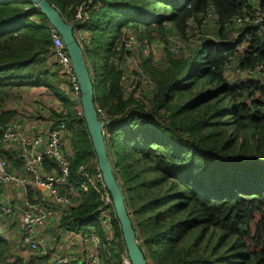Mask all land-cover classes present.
Listing matches in <instances>:
<instances>
[{"label": "trees", "instance_id": "16d2710c", "mask_svg": "<svg viewBox=\"0 0 264 264\" xmlns=\"http://www.w3.org/2000/svg\"><path fill=\"white\" fill-rule=\"evenodd\" d=\"M47 1L69 22L87 0ZM257 6L263 12L264 0ZM208 7L217 14L216 27L210 30L221 41L204 39L195 61L189 58L190 49L177 56L165 53L161 63L145 66L155 91L150 111L139 114L122 92L112 61L120 29L131 24L147 40L169 29L182 32L188 21L199 25ZM247 8V0H93L87 10V45L112 34L102 67V96L94 106L110 120L105 128L109 139L113 134L121 141V162L111 159L115 178L137 244L152 264H264V98L251 97H264V81L228 82L222 76L223 63L230 61L236 44L247 45L237 57L240 68L264 61V35L256 36L252 27L230 42L241 30L231 19ZM96 12L103 18L99 25L90 21ZM50 27L30 1L0 0V121L16 115L6 106L12 90L47 91L67 113L63 121L70 132L73 174L81 163L95 167V157L81 115L57 86V65L47 62ZM102 45L98 42L97 47ZM85 46L84 56L91 62ZM244 136L249 139L246 146ZM98 203L93 190L82 194L77 206L61 216L59 228L99 230ZM113 217L116 241L104 264L125 252ZM7 250L0 238V264H8ZM33 259L38 258L29 255L27 262H16L32 264Z\"/></svg>", "mask_w": 264, "mask_h": 264}, {"label": "built area", "instance_id": "2783aa9c", "mask_svg": "<svg viewBox=\"0 0 264 264\" xmlns=\"http://www.w3.org/2000/svg\"><path fill=\"white\" fill-rule=\"evenodd\" d=\"M258 0H247L248 8L242 16H234L231 24L241 27V30L234 33L233 41L237 35L246 28L252 27L254 34L258 37L264 35V11L257 6ZM93 0H87L75 10L72 19L67 22L73 25L72 35L83 52V46L89 42V33L84 28L88 19L87 10ZM187 27L179 32L174 30L179 41L175 37L167 38L166 53L180 55L182 46L194 40L193 49H198L204 39L219 43L214 36L205 37L210 33L212 27H216L217 14L208 7L200 17L197 25L193 21L187 22ZM125 29L121 38L114 40V50L117 57L113 58L119 71V81L124 95L132 97L134 107L141 115L150 111L144 104L143 99H152L155 91L153 81L147 73L138 70L135 83L130 82L133 89H127L123 81L129 78L122 60V53L128 52L131 48L137 54L148 58L147 55L155 48L164 47L159 41L141 40V36L130 24ZM131 26V27H130ZM122 29V30H123ZM206 29V32L203 30ZM51 49L47 55L49 64H56L59 76L65 81L71 90L68 98H79L78 86L70 66L69 57L64 49L61 38L54 28L49 29ZM245 38V36H243ZM116 44V45H115ZM236 44L233 48V56L230 61H225L222 66V76L230 75L231 81L254 80L264 81V61L256 62L252 66L240 68L237 57L246 48ZM84 55V53H83ZM85 63L90 77H94L92 64L84 56ZM144 91V93H143ZM260 97L253 94L251 97ZM132 100V99H131ZM133 108V107H132ZM76 114L80 115V105L74 107ZM99 121L109 119L101 108L94 106ZM63 120L27 118H10L0 121V219L3 222L13 221L18 231V243L7 250V259L14 258L19 251H25L40 258H50L51 264H75L77 255L67 250L64 252H49L48 241L44 234V228L48 219L52 216L54 209H59L64 215L74 209L82 194L93 190L98 199L96 208V220L99 230L89 228L79 238L86 246L83 257V264H104L108 259L109 247L116 241L114 235V211L109 193L106 191L99 171L96 166L81 163L76 166L73 174H70V164L73 158V151L69 145H65V138L68 137ZM103 141L106 149L109 164L116 175V170L111 161L113 152L110 153V139L105 128L102 129ZM264 216V208L262 210ZM137 240V239H136ZM119 264H130L125 252L119 255ZM146 264H152L146 261Z\"/></svg>", "mask_w": 264, "mask_h": 264}, {"label": "rangeland", "instance_id": "374dc122", "mask_svg": "<svg viewBox=\"0 0 264 264\" xmlns=\"http://www.w3.org/2000/svg\"><path fill=\"white\" fill-rule=\"evenodd\" d=\"M103 18L101 17V15L96 12L92 15L90 21L94 24V25H99L102 22ZM131 25V24H130ZM128 25L123 26L120 29V36L119 38H121V35L123 34L124 30L123 28L127 27ZM132 26V25H131ZM130 26V27H131ZM123 29V30H122ZM211 34L206 35L205 37L208 36H213L212 30H210ZM97 34V32H96ZM95 34V35H96ZM91 35V33H89V36ZM94 35V36H95ZM111 33H107L103 39L101 41L97 40L98 38H94L90 45H86V52H87V57L88 59L92 62H90L92 64V68L94 69V78H91V83H92V87H93V103H95L98 98L100 96H102V67L104 64V61L106 60V46L107 44H109V41L111 40ZM153 37L149 40L145 39V38H141V40H145L147 41H151V40H156L159 41V44L162 43L164 45V47H157L153 50V54L150 52L146 59H143L144 57H142L141 55L137 54V51L134 50L133 48H131L128 52L126 53H122V60L125 64V69L129 75V78L123 81V85L127 87V89H133V86H131V84H129L130 82L135 83V78L138 74V70H142L144 69V71L146 72L145 66H156L157 64L161 63V61L164 58V54L166 53V48L165 46L167 45V38L168 37H175L178 41L179 36L178 34L172 30H166L165 32H163V35H155L153 33L152 35ZM118 38V39H119ZM194 40H192L191 42H188L187 46L185 47L184 45L181 48V52L180 53H187V51H189L190 49L191 51V56L189 57L191 59V61H195L196 58L198 57L197 55L200 54V50L199 49H193L192 46H195L196 44H194L193 42ZM98 42H100V44H103L102 46L97 47ZM244 42H242L240 45H243ZM143 71V70H142ZM143 71V72H144ZM144 72V73H145ZM147 73V72H146ZM145 73V74H146ZM149 78L150 76L148 74H146ZM59 81H58V88L62 91H64L67 94V97L71 95V93H69V85L63 81V79H61V77L59 76ZM226 80L230 81L231 76L230 75H226ZM204 83V81H203ZM215 85L214 83L211 84V86ZM196 90L199 91L200 89V85H197ZM208 88V87H207ZM144 93V91H143ZM11 99L7 102L6 106L15 109L16 115L10 117L12 119L14 118H18V119H27V118H35V117H39V119H52V120H59V118L57 116H55L54 113H52V111H54L55 113H62L63 117L60 118L61 120H67V113L64 111V109L61 107V105L59 104V102L53 98L49 93H47V91L43 90L42 88H35L34 90H28L26 88H22V89H17V90H12L11 91ZM259 98H264L262 96H260ZM70 99V98H69ZM132 101L134 100L131 97ZM72 101V105L73 108L75 106H77V101L75 100V98L70 99ZM144 104H146V106L148 108H152V101L150 99H143ZM225 102V101H224ZM227 107L228 110H230V105L229 103L225 105ZM63 109V110H62ZM66 128V127H65ZM123 129V128H122ZM121 129V130H122ZM67 133L69 134L70 132L66 129ZM116 132L118 131L115 130ZM260 136V135H259ZM264 136V135H263ZM244 142H243V146H246L249 143V139L246 138V136H244ZM261 137V136H260ZM66 139L69 141L70 137H66ZM66 145V143H65ZM113 152V156L115 157L116 161L118 163L121 162L122 160V144L121 141L115 139L114 135L112 134L110 136V153ZM113 161V159H112ZM10 229H8V228ZM7 229L10 233L11 236H15V238L17 239V230L15 227V224L13 223V221L10 222H3L0 219V235L1 233H3L5 230ZM3 242H5V240H2ZM120 255V254H119ZM119 255L118 256H113L109 259V262L107 264H119ZM6 259V263L8 264H18L16 261H10L9 259Z\"/></svg>", "mask_w": 264, "mask_h": 264}, {"label": "water", "instance_id": "95a60500", "mask_svg": "<svg viewBox=\"0 0 264 264\" xmlns=\"http://www.w3.org/2000/svg\"><path fill=\"white\" fill-rule=\"evenodd\" d=\"M44 15L48 23L59 34L69 57L79 91L81 117L85 124L89 142L95 157V166L100 173L102 183L109 193L115 219L121 234L124 250L130 264H146V259L136 240L134 227L126 209L124 196L114 172L109 164L103 141L102 129L110 123L109 119L99 121L94 109L93 87L85 63L84 55L73 35V25L67 23L47 0H28Z\"/></svg>", "mask_w": 264, "mask_h": 264}, {"label": "crops", "instance_id": "0c3cea01", "mask_svg": "<svg viewBox=\"0 0 264 264\" xmlns=\"http://www.w3.org/2000/svg\"><path fill=\"white\" fill-rule=\"evenodd\" d=\"M69 136V135H68ZM66 144H68V140L65 138ZM63 214L59 209H54L52 216L48 219L46 227L44 228V234L48 241V251L49 252H64L71 251L75 255H77V259L75 260V264H83V257L86 251V246L80 242L79 238L82 234L79 231H68L64 229H60L59 220ZM16 227V226H15ZM8 228V227H7ZM10 229V228H8ZM17 230V227H16ZM0 238L5 240L8 245V249L14 247L18 243V231H17V239L15 236H11L7 229L3 230ZM29 255L37 257L38 259H33L32 264H51L50 258H40L36 255H32L25 251H19L14 255L10 261H17L20 259L21 262H27ZM13 264V263H12Z\"/></svg>", "mask_w": 264, "mask_h": 264}]
</instances>
